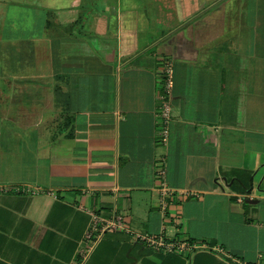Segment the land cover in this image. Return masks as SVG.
<instances>
[{"label":"crops","instance_id":"1","mask_svg":"<svg viewBox=\"0 0 264 264\" xmlns=\"http://www.w3.org/2000/svg\"><path fill=\"white\" fill-rule=\"evenodd\" d=\"M0 77V264H264V0H0Z\"/></svg>","mask_w":264,"mask_h":264},{"label":"built area","instance_id":"2","mask_svg":"<svg viewBox=\"0 0 264 264\" xmlns=\"http://www.w3.org/2000/svg\"><path fill=\"white\" fill-rule=\"evenodd\" d=\"M172 63L171 61L165 59L161 63V92L158 95L159 104L157 106L156 119H157V132L156 139L161 144H166L169 134L168 123L170 120V111H171V89H172ZM166 162L164 157L157 158L155 162V175L160 180L161 185V209L165 208V201L163 196L167 192L168 188L164 182L165 175V167ZM0 190H4L3 187H0ZM120 217L113 216L112 219L106 222V226L108 228L115 227L119 225ZM98 221V216L92 215V223L91 228H94V225ZM90 233H87V237ZM145 243L152 247L155 250H161L165 252H173V253H189L198 245L189 240H168L162 234L157 235H144L141 237ZM200 246H205L202 243ZM220 250V249H219ZM84 257V256H83Z\"/></svg>","mask_w":264,"mask_h":264},{"label":"rangeland","instance_id":"3","mask_svg":"<svg viewBox=\"0 0 264 264\" xmlns=\"http://www.w3.org/2000/svg\"><path fill=\"white\" fill-rule=\"evenodd\" d=\"M12 11H17L16 10V8H13L12 9ZM8 82V80L7 79H3L2 77H0V85H2L3 83H7ZM4 91H2L1 89H0V115H1V112H2V108H4L5 107V103L7 102V97H6V95H5V93H3ZM11 93V97L13 98V99H15L16 98V96H15V94H13L12 95V92L13 91H10ZM7 94V93H6ZM10 113H15V111H13V109L11 108V111H10Z\"/></svg>","mask_w":264,"mask_h":264}]
</instances>
